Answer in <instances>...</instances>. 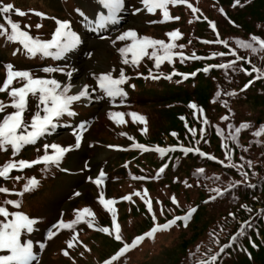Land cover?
<instances>
[{"label": "rangeland", "instance_id": "obj_1", "mask_svg": "<svg viewBox=\"0 0 264 264\" xmlns=\"http://www.w3.org/2000/svg\"><path fill=\"white\" fill-rule=\"evenodd\" d=\"M211 1L214 3L222 1L227 5L230 0ZM42 2L56 12L54 15L56 18L61 20L65 19L64 16L66 15L63 12H60L62 7L68 6L65 0H0V7L7 4L14 5V9L12 11L8 13L0 12V23L3 22L5 24L9 21L13 22L16 19H23L26 24L21 27V30L27 31L30 34L34 30L33 21L37 19V12L40 11V7H42L46 13H52ZM94 2H100V0H85L87 5ZM208 2H210V0H186V2L178 3V5L181 6L186 3L185 6L190 7L189 5H200L201 3L205 4ZM122 5V10H125V12H128V9H134L132 12L136 13V19L131 18L134 23H139L143 19L150 20L148 25L152 30L143 32V30L138 27V30L141 32H136V24H132L131 22L129 23L131 20L129 18L127 20L128 22L124 21L120 27L118 26L115 28L110 34L100 36L92 41L87 40L91 44L88 49H92L93 52L86 59L83 58L81 63L75 69L69 70V72L72 73L70 78L68 75L65 77L57 73H42L40 70L36 71L35 75L32 76L45 79H55L60 83L61 87L70 83L72 88L68 92V95H74V87L76 85L83 84L90 78L95 79L96 85H98V77L105 73H111V75L117 77L121 76V72H123V75H128L129 73L147 74L156 68H161L164 60H167L169 63L180 61L184 67L191 66L188 67V70H192L191 72L176 71V69L175 71H171L175 72V76H181L184 80H188L190 77H195L194 75L197 74V71H195V62L198 57L190 55L185 51L186 45L194 46L196 43L195 34L197 32V23L194 20L185 18L184 22L182 21L181 24L172 18L166 19L164 16L165 8H156L154 11H149L143 3V0H123ZM168 6H170L169 3L166 4V7ZM231 8L237 10L233 17L236 20L237 18L241 20V17L244 16L241 15L244 8L238 9L235 6ZM15 9H20L26 13V15L21 16L17 14ZM178 9L184 12V8L178 7ZM43 14L45 13L43 12ZM126 16L127 15H124L123 19H125ZM169 16L171 17V15ZM245 20L248 21V17H246ZM205 21L206 23L204 24L210 26L211 28H215V22L211 18H208ZM249 22L253 26L252 30L256 31V23L254 21ZM127 24L129 26H127ZM226 24H228L227 20ZM229 29L231 33H236V30L232 27L229 26ZM129 30H134L138 34V37L147 36L154 40L164 41L165 44H174L175 47L166 52L160 45L150 46L146 49L148 54L143 55L142 58L139 59L138 63H133V52L130 51L126 54H122L119 51L120 49L131 45L133 41L131 39H117L118 36ZM174 31H178L180 36L173 40V38L168 34ZM8 32L9 30L5 24L3 29H0V87L4 85L3 80H6V66L9 62H12L13 57L11 56L15 54V47L6 38ZM244 34H246V36H244L243 39L245 41H250V30H244ZM253 37L258 39L255 41L253 40L251 43L252 47H248L246 51L254 52V49L264 50V46H262L259 42L260 40H264V32L256 31L253 33L252 38ZM231 39L237 40V37L233 36ZM217 43L221 44L222 41L219 40ZM243 44L245 43L241 41V46H243ZM242 50H244V48H242ZM154 52L156 55H152ZM168 56L171 58H166ZM157 57L161 58L159 66H157ZM125 58L128 60V63H124ZM13 71L16 70L13 69ZM77 75L80 79L75 81L74 77ZM25 83L26 81L23 79L14 78L12 85L7 91H0V101L7 105V107L0 112V122L3 121L5 116L17 111V109L11 106L13 102V97L9 94L11 89L20 88ZM198 86H201V81L199 80L197 81L196 86L190 87L186 85L185 87L187 89L191 88V90H194ZM170 88L175 89L176 87ZM93 99L95 101L90 102V105L95 103L98 104V102L100 104L105 103V101L101 98L90 97V95H88L87 97H82L78 102H73L71 106L80 105ZM27 100L28 105L26 111L23 113V120L25 124H29V128L26 129L27 131L23 132L24 135L34 131L31 127L34 118L33 114L37 112L38 108H44V105L37 107V96L29 94ZM172 101L173 100L165 99V101H162L164 103L149 104L151 106L139 107L141 111L147 112L149 115L150 123L146 125L144 120L134 118L131 115L132 113H136L138 116H142V113L129 112L125 115V112H110L109 109L101 108L98 112L99 105H93L97 108H93L91 110L82 107L81 110L78 111L81 117L76 116L77 118L93 117L96 113H98V117L95 118L87 131L77 130L75 131V134H72L69 131V127L62 129V134L58 135L60 131H57L52 133L50 137L63 142L62 144H74L73 147H75L77 136H79V145H82L85 148L82 152L87 155L89 154L88 145L95 144V146L91 147V159L89 163H96V167L98 164L102 163V165H104V170L101 171L102 173L112 172L114 170L120 171L119 168L124 167L131 169L135 175L144 174L146 169L145 164H142L144 161L142 160L143 156H140L137 150H141L143 153L149 154L147 156H152L154 158L156 157L155 152L159 151L158 149L163 150L160 152L161 154L167 155L171 150H183L182 146L186 144L197 152L204 151L203 144H211V147L213 148L215 147L214 143L218 144L219 148L223 150V145L226 144L225 139L219 130H214V125L218 122L225 121H220L222 117H219L217 121H213L211 118L220 110L217 106L216 100H214L213 103H208L194 97L181 102ZM193 104L196 107H192ZM248 107L250 110L245 113L243 118H264L260 116L259 110L257 109L258 106L254 107L253 105H250ZM111 113H123V122L118 123L117 121L121 118H112L110 116ZM46 114V112L43 113L41 117ZM249 114H251V116H249ZM22 127L18 130L23 131ZM164 127H166V129H164ZM158 129H162L163 131ZM228 133H231V130H228ZM137 140H139L140 144H137ZM136 145H142L143 147H136ZM147 147H151V150H147ZM5 151L7 150H3V152ZM35 158L36 155L33 153H27L23 156H15L11 159L1 160L0 168L10 161L18 164L19 161L32 162ZM74 161L75 160H73L69 154L65 164L70 167L69 162ZM164 168L159 170V167H157L156 171L159 170L160 172H163ZM25 169L26 167L13 168L10 172L20 171V174L10 175L9 172L6 177L0 176V188L8 189L7 192H0V206L5 207L10 213L8 217L0 215V221L7 222L8 220L15 219V217L11 214L20 212V210L22 211V209L17 207L16 204H5V201H19L20 205V198L18 194L14 193H18L20 191V180L24 176ZM86 170L89 169L87 167H83L79 171ZM67 175L75 182H78V180L81 181L80 188L83 192L78 198L76 197V213L73 216L70 215L71 217L67 218L66 221L71 222L76 220L78 213L82 212L84 209H90L93 215L85 213L81 221L72 229H64L62 233H59L61 229H58V232L55 233L54 236L52 235L53 238L46 248L44 255L40 257V254L44 251L42 250V247L49 237V232H54L53 226L57 224L59 214L72 205L68 199H65L63 202L57 203L56 206H53V208L48 206L51 204L50 200L56 192L68 188ZM170 175L171 174H169V176ZM15 176L16 179L11 180V178ZM194 177L195 176L181 178L177 175L171 179L161 181H142L136 177L131 179V181H125L122 180V177H110L105 179L106 182H100L98 184V188H94L95 184H88V181L84 182L86 176H84L83 173L67 174L66 172L61 179H46L40 187V190L34 193L29 200L31 204L35 201L36 207L33 211L47 218L44 223L52 219L50 223L44 225V228L47 230L44 240L40 244L37 242L31 243L33 254L36 257L33 260V264L39 260V264H106L108 261H110L111 264H124L130 254L131 258L137 255L143 256L144 253L152 247H154V249L161 248L162 253L150 260H147L146 264H156L157 262H162L161 256L166 257L164 249L166 247L170 248V246L176 248L177 244L182 239L183 234L187 236L191 233L190 228H179L168 232L166 229H162L157 231L154 237H149L145 234L150 232L156 225H163L165 222L175 217L189 216V213L198 207L201 210H208L211 208L210 204H204L209 197H199L200 191H202V187L207 179L205 177L201 178V176L198 178ZM91 179L94 182L100 180L96 174L92 175ZM112 179L118 181L110 182ZM101 196H103L105 201L113 200L115 203L105 206V204L101 203ZM124 197H130V199H124ZM173 198H175L176 202H174ZM148 202L151 203V209L157 211L148 210ZM23 208L25 211H30L31 209L28 203H24ZM129 208L131 209L127 213ZM109 209H114V213ZM206 211H203L202 213ZM124 212H126L127 216H125V220L120 218ZM113 215L115 216V219H113ZM38 218L39 216H36L34 219L37 221ZM115 224H119L120 226L121 240H117L115 238ZM103 228H108L109 232L102 231L101 229ZM99 230L111 234V237L105 236V233H100ZM57 234H64L65 238H60ZM140 236H144L145 238L139 243H136L135 247H130L129 250L122 256H119L118 259L112 260V257L116 256L125 244H133L136 241V238ZM74 237L75 239H73ZM82 237H84V239H82ZM153 240L155 241L152 242ZM20 241L21 243L26 244L21 239ZM70 241L73 242V247L68 246ZM81 243L83 244V247L80 246ZM65 250L68 253L67 255L64 254ZM6 252L7 250H5L4 253H0V256H4ZM184 253L185 251L175 249L171 254V256H174V258L171 259V263H168L165 258V264H178ZM146 256L148 257L147 254H145V257ZM12 262L14 261H9L8 263Z\"/></svg>", "mask_w": 264, "mask_h": 264}, {"label": "trees", "instance_id": "obj_2", "mask_svg": "<svg viewBox=\"0 0 264 264\" xmlns=\"http://www.w3.org/2000/svg\"><path fill=\"white\" fill-rule=\"evenodd\" d=\"M169 5L166 9L172 19L181 24L185 18L197 23L196 43L194 46L186 45L185 49L190 55L198 57L195 62L197 74L188 80L175 76V72L171 71L191 72L188 70L191 66L184 67L180 61L169 63L167 60L163 61L161 68L147 74L129 73L125 75V82L136 90L134 93H137L140 101L130 102L120 111L125 115L129 112L142 113L146 125L150 123L149 115L139 107L164 103L162 101L165 99L181 102L197 97L208 103L216 100L220 110L211 118L217 121L222 117L220 121H225L216 123L214 130L221 132L226 144L223 150L216 143L213 148L211 144H203L202 152L188 151L191 148L186 144L184 146L188 149L171 150L167 155L155 152V158L137 150L143 156L142 164L146 169L142 181H161L177 175L181 178L201 176L207 179L199 197H209L204 204H210L211 208L201 210L198 207L186 219L177 220L175 217L163 224L175 221L166 228L167 232L189 227L191 233L187 236L183 234L176 248L166 247V257L161 256L162 262L156 264H165V258L171 263L174 258L171 254L175 249L185 251L178 264H264V133L257 134L264 126V118H243L250 105L258 106L260 116L264 117V50L246 51L248 47L241 46V41L252 43L254 32H264V0H230L227 5L222 1L214 3L210 0L191 7L171 2ZM233 6L244 8L241 20L233 17L237 11L231 8ZM178 7L184 8V12ZM208 18L215 22V28L204 24ZM249 21L256 23V31L252 30ZM146 25L140 24L138 27L143 32L152 30ZM228 25L236 33H231ZM244 30H250V41L243 39L246 36ZM233 36L237 40L231 39ZM219 40L221 44L217 43ZM198 80L201 86L196 89L185 87L196 86ZM243 124L250 127L241 128ZM237 128H241L238 133ZM164 165V171L157 173L156 168ZM201 169L203 172L199 171ZM125 216L126 212L120 218L125 220ZM161 253V248L152 247L143 256L131 258L130 254L124 264H146L147 260ZM213 256L216 257L215 261L211 259Z\"/></svg>", "mask_w": 264, "mask_h": 264}, {"label": "snow or ice", "instance_id": "obj_3", "mask_svg": "<svg viewBox=\"0 0 264 264\" xmlns=\"http://www.w3.org/2000/svg\"><path fill=\"white\" fill-rule=\"evenodd\" d=\"M101 3H103L106 7L112 9L113 13L117 11L123 4V0H100ZM184 3L186 0H143V3L148 8L149 11H154L156 8H165L164 16L166 19H171L168 15L166 4L168 3ZM239 2V0H237ZM191 7V5H189ZM14 9V5L7 4L0 7V12L2 13H8ZM17 14L23 16L26 15L23 11L20 9H15ZM193 11H197V9H193ZM37 15H44L43 13H37ZM178 19V17H177ZM11 24V35L8 37L10 40H19L25 49H27L28 53L32 56H35L37 53H41L45 56L51 55L52 53L49 51V49L53 47L61 48L62 50L73 46L77 42V37L74 32L69 31V24L68 22H59V26L56 29L53 39L49 41H42L39 38H33L27 31H23L20 28V25L9 21ZM214 26V25H213ZM37 27H40L37 25ZM0 29H3V26L0 25ZM6 31V29H5ZM170 37L174 39L178 38L180 36V33L178 31H174L168 34ZM62 38H66V42L62 43ZM118 40H128L131 39L133 43L131 45H128L125 48L120 49L119 51L122 54H126L127 52H133L134 59L133 63H138L139 59L142 58L143 55H147L146 49L150 46H156L160 45L162 46L165 51H169L172 48L175 47L174 44H165L164 41L161 40H154L150 37L144 36V37H138V34L134 30H129L122 35L117 37ZM254 41L258 38L253 37ZM262 46H264V40L259 41ZM226 43V42H223ZM245 47L251 48L252 45L250 43L243 44ZM152 55H156V53H152ZM222 55V54H221ZM170 59L171 57H166ZM161 62V58L157 57V66H159V63ZM124 63H128V60L125 58ZM7 71V77L4 82V85L0 87V91H7L10 86L13 83L14 78H20L26 81V83L20 87V88H12L10 91V95L13 97L12 107L17 109L12 114H9L4 117L3 121L0 122V148H3L6 145L13 146L14 150H19L23 144L26 143H32L35 141V139L41 135L44 131H46V128L48 125L53 124V118L59 117L64 113H68L69 115H74L75 113L70 111V106L73 102L80 100L82 97H87L89 95L88 92V85H84L81 90L78 91L77 94L74 95H68V92L71 90L72 85L69 83L65 85L62 89L60 86V83L56 81L55 79H45V78H38L33 77L32 74L28 71H13L12 65L6 66ZM220 67H229V65H220ZM58 69L55 68H45V72H54ZM259 71V70H256ZM69 78L71 77L72 73H67ZM156 78V77H153ZM99 84L100 87L103 89H106L107 94L109 96H116L120 94V89L116 87V85H120L124 83L126 77L123 75V72H121V76L119 79H114L111 75V73H105L101 74L99 77ZM59 89V91H58ZM31 94L32 96H37L38 98V104L37 107H40V105H44V111L47 113L43 117L40 116L39 112L36 113V115L33 118V122L31 127L34 129L31 133L27 135L23 134H17V130L20 129L22 126L26 127L24 120H23V113L27 108V97ZM50 105V106H49ZM7 107L2 101H0V112L4 110V108ZM192 107H196L194 104ZM134 118H138L140 120H144V117L138 116L136 113L131 114ZM110 116L112 118L120 117L117 122L122 123L124 116L123 113H111ZM250 127L248 124L241 125V128ZM241 128H237L236 132L238 133ZM264 133V126H262L259 133ZM235 139V137H233ZM80 137L77 136V142L75 147H79ZM49 146L45 145V149H47ZM53 149H55L54 155H44L43 157L39 158L36 161L28 162V161H19L18 164L16 162H9L5 164L2 168H0V176L6 177L11 169L13 168H24V167H30L31 164L34 163H49V162H59L63 155L72 150V146L69 147H62L60 145H51ZM136 147H143L142 145H136ZM159 151H163L161 149H158ZM188 151H192V149H188ZM200 172H203V170H199ZM246 175V174H245ZM100 180H97L96 183H100ZM38 184V181L35 180V178L31 179L29 184L25 186V191L30 190L31 188L35 187ZM8 189L6 188H0V192H7ZM22 195V193H21ZM101 203L105 204V206L114 204L115 201L113 200H107L105 201L103 199V196H101ZM124 199H130V197H124ZM174 202L175 198H173ZM5 204H16L17 207H19V201H5ZM149 208H151V203L148 202ZM110 211H113L114 209H109ZM192 211H195L193 209ZM87 213L88 215H93L90 209H84L82 212L78 213L77 219L73 220L71 222H65L62 219L57 222L56 225L53 227L55 229H72L75 227L77 223L81 221L84 214ZM0 215H3L4 217H8L10 213L7 211V209L3 206H0ZM15 217V219L8 220L7 222L0 221V250H10L11 255H5L0 256V264H7L9 261H14L16 264H30V261L34 260L36 257L33 254L32 251V244L31 242H28L26 244L21 243L20 241V234L22 230H27L28 232H31L33 230V225L37 222L35 219L29 218L26 214L22 212H15L12 213ZM191 215V212L189 213V216ZM187 217L181 218L177 217L176 219H186ZM113 219H115V216L113 215ZM175 223V221H170L168 224L165 225H156L153 227V229L146 233V236L154 237L155 233L157 231H160L162 229H166L171 226V224ZM91 225V222H90ZM102 231L109 232L108 228L101 229ZM115 238L117 240H121V234H120V226L119 224H115ZM55 233L50 231L49 232V238L52 237ZM145 237L140 236L136 238L135 243L128 245L125 244L123 248H121L120 252L112 257V260H116L119 258V256H122L126 251L129 250L130 247H135L136 243H139L142 241ZM75 239V237L73 238ZM69 247H73L74 244L72 241L69 242ZM65 255H67V251L64 252ZM212 261H215L216 257H211ZM106 264H111L110 261L106 262Z\"/></svg>", "mask_w": 264, "mask_h": 264}, {"label": "bare ground", "instance_id": "obj_4", "mask_svg": "<svg viewBox=\"0 0 264 264\" xmlns=\"http://www.w3.org/2000/svg\"><path fill=\"white\" fill-rule=\"evenodd\" d=\"M44 12H45V11H44ZM108 17H110V16H108ZM108 19H109V18H108ZM114 19H115V18H113V17L110 18V20H114Z\"/></svg>", "mask_w": 264, "mask_h": 264}]
</instances>
